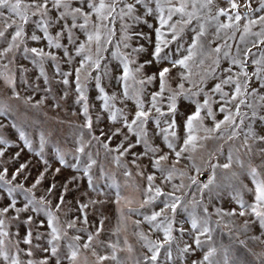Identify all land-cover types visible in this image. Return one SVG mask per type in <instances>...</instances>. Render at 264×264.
Returning a JSON list of instances; mask_svg holds the SVG:
<instances>
[{
    "label": "snow or ice",
    "instance_id": "1",
    "mask_svg": "<svg viewBox=\"0 0 264 264\" xmlns=\"http://www.w3.org/2000/svg\"><path fill=\"white\" fill-rule=\"evenodd\" d=\"M0 264H264V0H0Z\"/></svg>",
    "mask_w": 264,
    "mask_h": 264
},
{
    "label": "rangeland",
    "instance_id": "2",
    "mask_svg": "<svg viewBox=\"0 0 264 264\" xmlns=\"http://www.w3.org/2000/svg\"><path fill=\"white\" fill-rule=\"evenodd\" d=\"M25 63H28L27 61H25ZM65 67H67V65H65ZM51 72V70H50ZM109 91H111V89H109ZM38 96L40 95H44L43 91L39 92L37 94ZM74 93H71L70 96H69V99L64 102V101H61V104H62V107L61 109H48V112H49V117L50 118H54V117H60V118H69V114L68 112L64 111L65 108H76L78 107L77 105H75L74 103ZM93 102L95 104H99L100 102L98 100H95V97H94V90H93ZM184 103H187L186 101ZM183 107H181V111H183ZM80 119H82V117H80ZM52 123H55V119H52L51 120ZM108 123L107 121H104L102 122L99 127H104L105 124ZM64 131H67V127H65ZM69 199H71V197H69ZM224 206L225 207H229V206H235L234 202H232L230 200V198L228 196H225V200H224ZM225 240H227V236L225 235Z\"/></svg>",
    "mask_w": 264,
    "mask_h": 264
}]
</instances>
